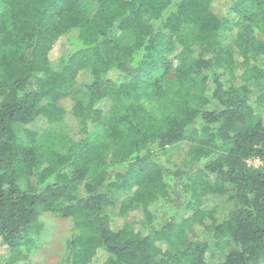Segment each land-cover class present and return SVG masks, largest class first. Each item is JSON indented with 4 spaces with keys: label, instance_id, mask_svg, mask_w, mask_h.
<instances>
[{
    "label": "trees",
    "instance_id": "1",
    "mask_svg": "<svg viewBox=\"0 0 264 264\" xmlns=\"http://www.w3.org/2000/svg\"><path fill=\"white\" fill-rule=\"evenodd\" d=\"M42 213L72 222L57 264H262L264 0H0V264Z\"/></svg>",
    "mask_w": 264,
    "mask_h": 264
},
{
    "label": "rangeland",
    "instance_id": "2",
    "mask_svg": "<svg viewBox=\"0 0 264 264\" xmlns=\"http://www.w3.org/2000/svg\"><path fill=\"white\" fill-rule=\"evenodd\" d=\"M127 37H121L120 41H125ZM61 61L54 60L50 64L53 70H57L61 66ZM172 74H170L169 78H172ZM73 95L76 100H81L83 103H87V96L82 91V87H79L77 83L73 86ZM75 99L66 97L59 101V104L62 108L65 109L66 113L69 115L71 119L73 113V105L75 103ZM76 120V119H75ZM78 121V120H76ZM79 122V121H78ZM77 126V127H76ZM53 133L59 139L61 138H80V133L78 129L77 123L73 122H64V123H54L48 126L42 134H50ZM103 140V139H102ZM104 141V140H103ZM189 144L183 143L170 147L167 149L169 161L173 164H179L185 158L186 153L189 150ZM248 165L258 168L261 166V161L259 159H251L247 161ZM228 197L232 195V187L229 186ZM233 207V204L225 199L222 204L217 208L218 213L221 216H225L228 211ZM112 219L114 221V225L121 226L122 224H131L136 218L135 216L128 215L126 217H119L117 212H112ZM72 222L70 219L59 218L51 213H42L39 216V220L37 223V227L35 229L34 240L31 244V247L28 248L25 253L28 256V259L31 264H57L60 259L63 257L67 242L71 235ZM201 240L208 241L211 249L220 254L216 248L213 247L214 242L212 241V234L208 232V230L197 229L195 232ZM220 250V249H219ZM264 264V262L262 263Z\"/></svg>",
    "mask_w": 264,
    "mask_h": 264
}]
</instances>
